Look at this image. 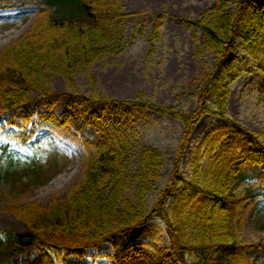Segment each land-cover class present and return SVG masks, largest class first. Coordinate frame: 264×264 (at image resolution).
Segmentation results:
<instances>
[{
  "label": "trees",
  "instance_id": "obj_1",
  "mask_svg": "<svg viewBox=\"0 0 264 264\" xmlns=\"http://www.w3.org/2000/svg\"><path fill=\"white\" fill-rule=\"evenodd\" d=\"M121 1L0 0L3 12L36 8L30 28L0 50V133L27 150L21 155L0 144V181L8 184L7 196L20 198L47 184L68 164L62 152L32 141L36 124L72 132L85 155L80 178L65 198L46 207L6 208L25 221L28 231L0 229V264H245L252 256L264 257V204L252 224L258 241L245 245L241 240L244 211L264 196V137L227 116L239 51L254 61L264 101V0H213L196 18L178 17L180 24L201 33L195 47L200 71L185 85L196 100L190 111L157 105L143 92L132 100L98 92L91 67L128 44L125 25L131 13ZM166 16L154 15L149 57ZM79 70L89 75L88 95L75 87ZM53 75L63 77L66 91L49 88ZM141 109L182 125L169 179L160 189L163 154L117 119L128 120ZM204 115L235 125L244 144L222 148L205 167L192 163L190 177H183L187 144ZM154 191L149 205L147 196ZM154 218L166 225L170 254L152 241H128Z\"/></svg>",
  "mask_w": 264,
  "mask_h": 264
},
{
  "label": "rangeland",
  "instance_id": "obj_2",
  "mask_svg": "<svg viewBox=\"0 0 264 264\" xmlns=\"http://www.w3.org/2000/svg\"><path fill=\"white\" fill-rule=\"evenodd\" d=\"M213 0H122L124 10L131 15L126 20L127 45L120 54L102 58L91 67L89 74L98 92L118 100H132L143 92L146 98L157 105H176L190 111L196 106V100L187 94L186 82L196 77L201 63L196 56V45L201 33L180 24L178 17H198ZM166 13L161 35L156 43L153 57L147 55V40L154 15ZM36 16L34 6L23 9L0 11V50L26 32ZM143 28L144 34L139 31ZM240 59L235 68L237 78L229 84L227 116L230 121L249 132H262L264 137V101L259 98L257 85L261 75L254 61L244 51H239ZM206 60L212 64L210 56ZM86 72L77 71L74 76L75 87L84 95L89 94L91 82ZM67 83L60 75L50 77L49 88L53 91H66ZM36 95V91L30 93ZM124 128L134 130L144 144L153 145L164 157V167L157 181L163 188L170 175L176 146L182 130L181 123L167 115L141 109L131 117H117ZM1 131V130H0ZM239 129L226 120L204 115L196 124L180 166V174L190 177L191 164L205 167L212 156L229 145H243ZM32 141L40 142L47 151L62 152L68 158L67 166L47 184L27 192L20 198H9L6 194L8 184L0 181V229L27 232L23 219L6 210L9 206L46 207L52 200L65 198L70 188L80 178L84 163V151L74 139L72 132L56 129L46 123L35 125ZM0 144L9 145L17 154L27 153L23 147L0 133ZM137 160H133L132 169L136 170ZM1 169V162H0ZM157 191L148 194L151 205ZM264 204V196L252 201L243 213L241 240L245 245L258 241L253 230V221L258 207ZM261 236H264L262 234ZM152 241L170 254V242L166 225L159 219H153L135 231L128 240ZM104 251V250H103ZM252 256L245 264H257L263 261ZM60 264V263H57Z\"/></svg>",
  "mask_w": 264,
  "mask_h": 264
}]
</instances>
